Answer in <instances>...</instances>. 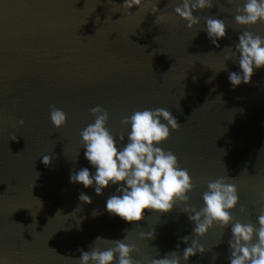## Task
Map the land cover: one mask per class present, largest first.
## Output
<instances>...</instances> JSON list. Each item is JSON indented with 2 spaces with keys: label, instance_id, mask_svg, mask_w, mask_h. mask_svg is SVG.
Returning <instances> with one entry per match:
<instances>
[{
  "label": "water",
  "instance_id": "1",
  "mask_svg": "<svg viewBox=\"0 0 264 264\" xmlns=\"http://www.w3.org/2000/svg\"><path fill=\"white\" fill-rule=\"evenodd\" d=\"M123 3L0 0V264H78V249L88 251L97 237L123 239L126 230L140 249L137 259L187 247L180 238L194 225L180 208L146 209L143 220L127 223L105 209L114 187L96 195L69 182L81 168L94 172L79 133L94 122L96 106L109 113L112 134L125 137L121 120L134 111L172 112L181 128L161 146L191 173L192 205L202 206L209 181L229 176L240 195L237 220L255 223L264 207V68L233 88L228 72L238 64L225 60L238 42L233 17L243 0H213L194 13L201 23L192 29L174 17L177 0H146L139 11ZM205 15L230 25L219 47L202 30ZM251 30L264 35V24ZM225 63L227 71H219ZM52 106L67 114L63 128L52 125ZM81 192L91 204L79 200ZM152 229L154 239L140 238ZM230 235V228L211 230L202 241L211 250L188 264H229Z\"/></svg>",
  "mask_w": 264,
  "mask_h": 264
},
{
  "label": "clouds",
  "instance_id": "2",
  "mask_svg": "<svg viewBox=\"0 0 264 264\" xmlns=\"http://www.w3.org/2000/svg\"><path fill=\"white\" fill-rule=\"evenodd\" d=\"M145 2L124 0L122 6L129 11L134 7L139 11ZM212 7L213 0H177L172 12L175 18L192 29L201 23V16L194 13ZM152 11L160 10L157 7ZM233 20L241 29L238 42L234 47H228L230 52L225 60L238 64V71L228 72V81L235 88L249 84L254 71L264 68V35L251 30L253 26L264 24V0H243L242 6L236 7ZM203 24L202 30L208 39L219 47L218 41L226 36L230 25L214 15H205ZM219 71H227L226 63ZM90 112L94 122L83 128L79 135L84 157L94 172H90L88 167L81 168L70 174L69 182L80 184L85 189L93 187L96 195H102L106 189L114 187L115 192L106 199L105 209L127 223L143 220L146 209L169 213L178 207L187 214L194 227L191 236L180 238L187 245L182 254L177 244V251L168 252L163 258L137 259L140 249L136 243L128 241L126 230L123 239L97 237L88 251L78 249V264H188L190 257L211 250L202 241L215 228L223 232L230 228L229 264H264V207L260 208L255 223L237 220L233 212L240 205V195L237 185L229 182L235 178L220 176L209 181L207 190L202 193V206L198 208L192 205L190 194L194 191V182L191 173L180 166L173 151H166L161 146L170 138L172 131L181 128L170 110L146 108L125 116L121 124L127 131L126 137L124 134L113 135L109 130L107 110L96 106ZM50 120L55 128H63L67 124V114L52 106ZM19 123L23 124V120ZM78 156L79 153L76 158ZM50 160L45 155L42 162L49 165ZM78 198L83 203H92L91 197L84 192ZM260 199L264 201V193ZM239 211L244 213L245 208L240 206ZM95 215L97 213L94 211ZM155 235V229H152L141 232L140 238L154 239ZM98 241H104L108 246L99 247ZM220 243L221 239L215 245ZM215 258L214 255L213 260Z\"/></svg>",
  "mask_w": 264,
  "mask_h": 264
}]
</instances>
